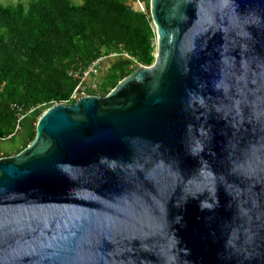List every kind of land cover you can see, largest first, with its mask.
<instances>
[{"label": "water", "instance_id": "95a60500", "mask_svg": "<svg viewBox=\"0 0 264 264\" xmlns=\"http://www.w3.org/2000/svg\"><path fill=\"white\" fill-rule=\"evenodd\" d=\"M150 12L151 65L0 156V264H264V0Z\"/></svg>", "mask_w": 264, "mask_h": 264}, {"label": "trees", "instance_id": "16d2710c", "mask_svg": "<svg viewBox=\"0 0 264 264\" xmlns=\"http://www.w3.org/2000/svg\"><path fill=\"white\" fill-rule=\"evenodd\" d=\"M142 3L144 10L136 0L0 2V137H20L13 152L0 156L20 152L36 135V123L28 120L23 132L16 130V106L41 115L57 103L75 102L80 75L101 55L118 54L96 89L85 86L86 95L104 96L139 65L154 62L150 0Z\"/></svg>", "mask_w": 264, "mask_h": 264}, {"label": "built area", "instance_id": "2783aa9c", "mask_svg": "<svg viewBox=\"0 0 264 264\" xmlns=\"http://www.w3.org/2000/svg\"><path fill=\"white\" fill-rule=\"evenodd\" d=\"M136 1L138 3L139 7L144 10L142 0H136ZM116 56H118L117 53H111L109 55H101L95 61H93L92 64L87 69H85L84 72L80 75L81 79H80L79 87L73 93L72 98H79L83 95H86V94H84L85 86H89L92 89H96L97 84H98V81L96 80V78L94 79L96 81H94V80L89 81V83H86L87 80L90 78V76L95 77L100 72V69L102 68L103 62L105 60H107L111 57H116ZM82 85H84L83 89H81ZM16 108H17L16 130L21 131L23 129V123H24L25 119L31 114L33 109L26 112L23 110V108L21 106H16ZM9 137H11V136H9ZM0 140H2L1 137H0Z\"/></svg>", "mask_w": 264, "mask_h": 264}, {"label": "rangeland", "instance_id": "374dc122", "mask_svg": "<svg viewBox=\"0 0 264 264\" xmlns=\"http://www.w3.org/2000/svg\"><path fill=\"white\" fill-rule=\"evenodd\" d=\"M19 1H22V2H24L25 4H27L28 2H29V0H0V2H2V3H4V4H10V3H17V2H19ZM114 58L115 57H111V58H109V59H107V60H105V61H107V65L108 64H110V62L111 61H113L114 60ZM103 67V66H102ZM108 69V68H107ZM105 71H106V67H105V65H104V68L103 69H101V71H100V73H98L96 76H95V78H96V80H98L100 77H103V74L105 73ZM92 76H90V78H91ZM94 78V79H95ZM92 79V78H91ZM96 80H94V81H96ZM86 83H89V81L87 80V82ZM84 85H82L81 86V89H83L84 87H83ZM37 110V109H36ZM36 110H33L32 112H31V114H30V116H31V119L30 118H28L27 120V124L28 125H30V126H32V125H34L35 123H37L36 121H37V119L39 118V115H40V113H41V111L39 110V111H36ZM33 113V114H32ZM26 127H28V126H26ZM23 130L24 129H22L21 130V132H23ZM20 142V137H16L14 140H9V139H7V140H0V155H1V152H13L12 150L18 145V143ZM11 155H14V154H11Z\"/></svg>", "mask_w": 264, "mask_h": 264}, {"label": "crops", "instance_id": "0c3cea01", "mask_svg": "<svg viewBox=\"0 0 264 264\" xmlns=\"http://www.w3.org/2000/svg\"><path fill=\"white\" fill-rule=\"evenodd\" d=\"M106 63H107V61H104L102 66L104 67V65H105V67H106V69H107V68L109 67V64L107 65ZM103 67H102V68H103ZM102 68H101V69H102ZM101 69H100V71H101ZM99 73H100V72H99ZM91 78H92V79H91ZM91 78H89L88 81H93L95 77L92 76ZM26 120H27V118L25 119V121H26Z\"/></svg>", "mask_w": 264, "mask_h": 264}]
</instances>
